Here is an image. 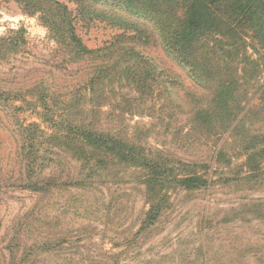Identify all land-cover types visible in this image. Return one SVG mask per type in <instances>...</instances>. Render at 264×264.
<instances>
[{
  "label": "rangeland",
  "instance_id": "obj_1",
  "mask_svg": "<svg viewBox=\"0 0 264 264\" xmlns=\"http://www.w3.org/2000/svg\"><path fill=\"white\" fill-rule=\"evenodd\" d=\"M57 3L72 12L86 46L102 49L99 57H69L41 11L57 12ZM216 9L245 41L239 56L262 58L261 69L264 46L251 18L235 13L234 0ZM13 33L20 45L0 51V264H264V175L256 176L258 156L247 164L244 151L245 141L264 131L256 88L238 131L206 137L193 129L192 117L210 100L208 90L164 51L144 17L109 1L0 0V38ZM128 48L153 66L154 84L117 80ZM109 67L117 81L106 86L101 72ZM259 77L258 85L264 73ZM52 120L92 124L176 174L207 175L211 184L158 189L149 198L147 173L117 161L85 183L81 160L52 142L59 136ZM31 124L46 157L34 179L25 171L20 137ZM34 180H49L45 194L25 187ZM163 199L158 220L143 229L148 211Z\"/></svg>",
  "mask_w": 264,
  "mask_h": 264
},
{
  "label": "trees",
  "instance_id": "obj_2",
  "mask_svg": "<svg viewBox=\"0 0 264 264\" xmlns=\"http://www.w3.org/2000/svg\"><path fill=\"white\" fill-rule=\"evenodd\" d=\"M97 1L112 2L116 7L125 8L151 21L158 31L160 45L164 51L189 69L196 84L208 90L210 100L203 106L198 105L193 113L192 125L195 131L206 137L222 136L231 130L238 131L239 126L251 111L247 110L250 89L253 91L256 88L255 94H259L258 101L262 107L264 106V83L258 85L261 79L259 76L264 73V66L262 65L260 69L259 64L262 58H253L254 56L248 55L247 52L242 54L243 57L239 56L246 44L245 41L235 37L236 25L218 15L216 7L222 0ZM234 3L235 13L238 16L247 15L251 18L252 26L259 33L261 45L264 46V0H234ZM57 6L59 7L57 12L45 9L41 11L47 17V26L58 37L69 57L70 55L80 59L99 57L102 49L94 50L86 46L77 32L76 23L74 24L76 18H73L72 12L61 4L57 3ZM18 34L13 33L15 37L11 39L0 38V51L18 47L22 41V38H18ZM123 54V64L120 70L116 71L119 74L117 80L137 87L146 80L155 83L153 66L149 65L139 52L134 48H128ZM101 75L106 79V86H111L117 81L110 67L107 71H102ZM97 79L98 76L93 79V82ZM166 79L171 84L175 83V80H169L168 77ZM0 99H5V94L1 91ZM197 99L198 103L203 100L202 97ZM50 124L59 133V136L53 137L54 145L71 151L73 157L81 160L83 168L87 169L83 180L85 183L100 170L108 168L117 161L122 165L139 166L147 173L144 183L148 189L149 198H151L150 195L156 194L158 189L166 190L173 187L196 189L211 184L207 175L180 176L181 174H176L177 169L167 168L163 163L145 158L136 146L109 133L95 130L92 124L86 125L70 120L65 122L52 120ZM35 130L36 128L31 124L21 129L20 134L23 143L21 146L23 164L29 179H34L37 174L44 172L46 166V157L40 156L39 149L36 148L43 142L37 137V133H34ZM248 139L250 140L244 143V151L249 158L247 164H250L254 156H258L260 162H257L254 168L258 171L256 176L260 178V171H263L264 175V169L259 166L261 162H264L262 161L264 148L254 152L252 150L258 144L264 147V131ZM78 183L80 182L77 181ZM25 187L36 194H45L49 187V180H34ZM164 203L163 199L152 205L143 222V229H149L156 223Z\"/></svg>",
  "mask_w": 264,
  "mask_h": 264
}]
</instances>
